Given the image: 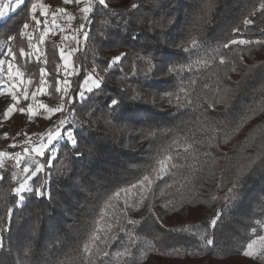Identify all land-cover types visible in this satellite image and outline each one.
<instances>
[{"label":"trees","instance_id":"1","mask_svg":"<svg viewBox=\"0 0 264 264\" xmlns=\"http://www.w3.org/2000/svg\"><path fill=\"white\" fill-rule=\"evenodd\" d=\"M33 1L0 20V61L8 46L28 50L21 33ZM262 5L96 2L61 114L77 143H60L51 162L49 151L40 158L22 200L16 166L0 169V264H264V250L244 254L264 232L255 223L264 222ZM241 39L253 43L229 44ZM93 66L102 82L79 98ZM145 176L153 183L141 204ZM121 189L129 194L115 198Z\"/></svg>","mask_w":264,"mask_h":264},{"label":"rangeland","instance_id":"2","mask_svg":"<svg viewBox=\"0 0 264 264\" xmlns=\"http://www.w3.org/2000/svg\"><path fill=\"white\" fill-rule=\"evenodd\" d=\"M96 2H99V0H91L92 10ZM34 3L37 5L43 4L46 7L48 15L45 17L43 15V10L38 6L35 15L41 23L38 26L33 20L27 23L29 27L26 31L31 33L33 38L32 40H29L28 37L24 35V38L22 36V39L27 43L28 50H25V52L29 53V55L22 56L21 54H17V48L14 52L13 48L10 46L7 47V50L11 49L12 52L15 53V58L9 54L7 55L8 57L5 61L12 65V74L16 75V71L18 69L21 75H19L20 79L18 83L6 87L5 94L0 100V152L8 153L10 156H14L16 153H21L22 156V162L20 164H17L9 157H4L3 163L0 165V169L7 164L15 165L19 183L23 182L25 178L30 175L31 171L35 170L37 165H42L40 158L43 157L46 152L49 151L51 153L49 159V162H51L58 145L64 141L70 142L66 136V132L70 129H64V124L60 127L61 134L64 138H56L51 144H48V146L44 149L43 156H40L38 153L33 151V148L41 142L47 144V134L49 130L56 128L59 121L63 119L61 115L62 112L49 113L46 109L37 108L36 105L43 103L49 107H55L56 105L63 103L65 106L66 101L71 98V79L76 71L74 65L75 52L77 51L78 44L86 38L85 33L89 22V14L92 11L91 10L87 14L82 12L81 9L85 7L88 0H80V3H77V5L78 10L81 12V16L77 20L70 19L71 16L64 12L68 17V23L64 25V27L58 28L57 22L61 16V12L58 10L64 9L62 5L65 4V0H34ZM52 12H57L55 18L51 15ZM85 15H87V19H85ZM54 19L55 22L53 23ZM81 25H83L82 28ZM22 31L25 30L23 29ZM45 32H47V35L44 36L43 40H40L39 37ZM73 37H75V39H73ZM50 43L51 45H55V49L57 51L56 56H58V61H55V59L53 60L55 70L52 73L47 70L45 63V60L49 63L48 58L50 54L48 45ZM51 47L52 46H50L49 49H51ZM60 49H63L66 56L70 54V67L65 64L62 59ZM18 55L21 60L24 58V61L18 62ZM50 58H52V54ZM32 62H36L39 68L35 74L32 71L29 72L30 69L28 65ZM42 69L44 70L43 73L41 71ZM89 76L93 79H99L94 66L91 67L89 72H87V76L82 83L80 91L84 92V96L90 92L87 90L88 87H91V90L96 88L92 86L91 80H88ZM86 80H88L87 85H85ZM65 81L68 82L67 85L65 84ZM57 88L62 91L58 92ZM65 88L66 92L63 91ZM25 91L29 94L28 100H24L21 95ZM13 92L19 96L18 106L27 107L31 104L33 105L34 112L37 114L33 115L30 119L27 113L13 111L6 117L5 110L9 105L14 103L12 95L10 94ZM32 93H36V95L33 97ZM79 98L81 97L79 96ZM70 131L73 133L72 130ZM5 133L8 134L7 137H5ZM13 145H15V147H13ZM24 148L29 149V153L27 155H24ZM25 162L30 168L29 173H25L22 170L26 166ZM32 177L33 176H31V178ZM30 180L31 179L28 180V184ZM262 235H264V232ZM257 247H259V245H257ZM262 251L263 250L260 251V254ZM260 254L251 257H256Z\"/></svg>","mask_w":264,"mask_h":264},{"label":"snow or ice","instance_id":"3","mask_svg":"<svg viewBox=\"0 0 264 264\" xmlns=\"http://www.w3.org/2000/svg\"><path fill=\"white\" fill-rule=\"evenodd\" d=\"M72 0H65V3H71ZM76 3H80V0H75ZM25 3V0H0V20H4L5 18L8 17L9 13L10 12H15V10L17 8H20L22 5H24ZM99 3L101 5H104L105 4V0H99ZM40 7L42 10H43V15L45 17H47L48 15V12L46 10V7L43 5V4H40V5H37L36 3H33L31 5V8H30V12H31V19L33 21H35V24L38 26L41 21L38 20L36 18V9L37 7ZM133 7H136V5H133ZM262 7H264V5H262ZM92 10L91 8V0H88V3L85 5V7H83L81 9L82 12H84L85 14H87L88 12H90ZM59 12L61 13H64L65 12V9H59L58 10ZM51 15L53 16V18L56 17L57 15V12H52ZM70 19H74V17H70ZM85 19H87V15H85ZM55 22V19L53 20V23ZM246 23H250V21H246ZM29 25L27 23H25L23 25V29L25 31H22V35H25L28 37L29 40H32V34L29 33L28 31H26L28 29ZM83 27V25H81V28ZM47 35V32H45L42 36H40V40H43L44 39V36ZM87 34L85 33V36ZM9 39H13V37H9ZM73 39H75V37H73ZM196 42L193 41V44H195ZM251 44L253 43V41H250V40H244V39H241L239 41L237 40H231L229 42V44ZM255 43L259 44L261 43V41H255ZM229 44H224L223 47L224 48H228L229 47ZM20 53L21 55H29V53H26L24 51V49H20ZM9 54L13 56V58H15V53L12 52L11 49H9ZM60 54H61V57L62 59L64 60L65 64H67L69 67L71 66L70 63H69V59H70V54L69 55H65L64 54V51L63 49H60ZM126 56V53H121L120 55L118 56H115V57H112L111 58V63H116L118 61L121 60L122 57H125ZM220 62L221 63H224L225 62V58L223 56L220 57ZM4 62H0V66H2ZM45 63H47V61L45 60ZM111 63H110V66H111ZM8 69H9V74L12 73V65L9 63L8 65ZM171 70H174V69H170ZM0 71H2V67H0ZM42 73H43V69L41 70ZM21 75L20 72L16 71V76H19ZM88 80H91V84L92 86L94 87H99L100 86V83L102 82V78H99V79H93L91 76L88 77ZM88 80L85 81V85L88 84ZM31 82V81H29ZM65 84L67 85L68 82L65 81ZM88 91H91V87H88L87 89ZM2 91V90H0ZM57 91H62L61 89L57 88ZM64 92H66V88L63 90ZM12 95V99L14 101L13 104L9 105L7 107V109L5 110V116L7 117L9 113L13 112V111H18L20 113H27L29 115V118L31 119V117L35 114H37L36 112H34L33 110V105L29 104L27 107H20L18 106V103H19V96L13 92V93H10ZM23 96V99L24 100H28L29 99V94L25 91L21 94ZM33 97L36 95V93H32ZM79 96L81 98H83L84 96V92L83 91H80L79 92ZM63 98V97H62ZM112 104L115 105L117 104V101L116 100H113L112 101ZM37 108H43V109H46L47 112L49 113H55V112H62L63 109H64V104L61 103V104H58L56 105L55 107H49L48 105L46 104H43V103H40L38 105H36ZM264 110V109H262ZM67 121L65 119H62L59 121V124L56 128L54 129H51L49 130L48 134H47V144L41 142L39 145L35 146L33 148V151H35L36 153H38L40 156H43L44 155V149L48 146V144H51L52 141L56 138H64L61 134V131H60V127L63 126L64 124H66ZM7 133H5V137H7ZM66 136H67V139L73 144L75 145L77 143V141L75 140L74 138V135L73 133L69 130L66 132ZM30 143V141H29ZM13 147H15V145H13ZM190 147V146H189ZM23 152H24V155H27L29 153V149L28 148H24L23 149ZM4 157H9L11 159H13L17 164H20L22 162V156H21V153H16L14 156H10V154L8 153H4V152H0V165H2L3 163V158ZM172 159L171 156H166L164 160H161L159 161L158 163L160 164L161 166V171H165L166 170V164H167V161H170ZM25 167L22 169L23 172L25 173H29L30 171V168L27 166L26 162H25ZM44 165H37L35 170L34 171H31L30 175L28 177L25 178V180L21 183H19L18 187L14 188V193L17 194L20 199L22 200L23 199V193L25 192H32L33 189L29 186L28 184V180L31 179V176H35L38 172H40L42 169H43ZM3 176L2 174H0V179H2ZM13 179H16L15 176H13ZM153 181L145 176L141 181L138 182L139 184V187L141 188V195H140V203L142 204L144 199H146V196L143 194L144 192H148L151 190L150 186L152 185ZM145 185H147L148 187H145ZM132 188H136L137 185H131ZM36 193L38 194H41L43 195V193L40 191L39 188L35 189ZM229 191L231 192L232 190L229 189ZM121 192H123L125 194V196H127L129 194V190L128 189H121L120 191H117L114 196L115 198H119L121 196ZM125 203V211L127 210V207H128V201L127 199H125L124 201ZM218 218V217H217ZM128 223L130 224H134L136 223V221H132V220H129ZM213 225H215L216 223V219L214 218L211 222ZM255 223L257 225H262V223L264 222H261L259 220L255 221ZM251 231L253 233L256 232V228H252ZM203 239V237H201ZM93 240H96V239H99V236H94L92 238ZM206 244L210 245L212 244V240L211 239H208L206 241ZM257 245H259V247H257ZM0 247H2V242H0ZM261 250H264V235H260V236H257L255 239L251 240L248 244H247V247H246V250L244 252L245 255L247 256H255V255H258L260 254V251ZM84 252L85 253H90V249L88 247V245H85L84 246ZM105 255H107L105 253Z\"/></svg>","mask_w":264,"mask_h":264},{"label":"built area","instance_id":"4","mask_svg":"<svg viewBox=\"0 0 264 264\" xmlns=\"http://www.w3.org/2000/svg\"><path fill=\"white\" fill-rule=\"evenodd\" d=\"M62 6L65 9V13H68L71 17H74L75 20H77L81 16V12L78 10V5L75 0H72L71 3H65ZM65 13H61V16L57 22L58 28L64 27V25L68 23V17ZM8 54L9 51H5V55ZM8 65L9 63L7 61H4L2 66H0L2 67V71H0V90H2L0 91V100L5 94L6 87L18 83L20 79L19 76H16L12 73L9 74Z\"/></svg>","mask_w":264,"mask_h":264},{"label":"crops","instance_id":"5","mask_svg":"<svg viewBox=\"0 0 264 264\" xmlns=\"http://www.w3.org/2000/svg\"><path fill=\"white\" fill-rule=\"evenodd\" d=\"M5 2H6V0H5ZM33 3H34V1H33ZM11 13V12H10ZM23 38H24V35H23ZM14 50V52H15V49H13ZM17 51H18V49H16ZM25 51V50H24ZM19 54V53H18ZM17 56V55H16ZM1 61H5V60H1ZM0 61V62H1ZM12 61V60H11Z\"/></svg>","mask_w":264,"mask_h":264}]
</instances>
